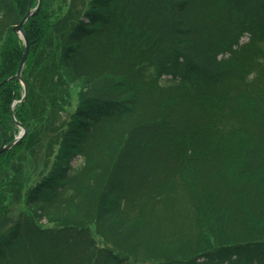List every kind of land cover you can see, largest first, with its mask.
Returning a JSON list of instances; mask_svg holds the SVG:
<instances>
[{
	"label": "trees",
	"instance_id": "obj_1",
	"mask_svg": "<svg viewBox=\"0 0 264 264\" xmlns=\"http://www.w3.org/2000/svg\"><path fill=\"white\" fill-rule=\"evenodd\" d=\"M29 5L0 0V83L16 74L11 29ZM23 30L21 79L0 85V144L18 130L14 100L29 131L37 56L80 88L16 214L2 170L30 132L0 154V264H264V0H89L74 21L41 3ZM56 210L77 220L42 227ZM90 215L105 245L81 224Z\"/></svg>",
	"mask_w": 264,
	"mask_h": 264
},
{
	"label": "rangeland",
	"instance_id": "obj_2",
	"mask_svg": "<svg viewBox=\"0 0 264 264\" xmlns=\"http://www.w3.org/2000/svg\"><path fill=\"white\" fill-rule=\"evenodd\" d=\"M88 1L89 0H40V4L37 7L38 0H36V5H29V7L24 10L23 16L27 13V11H33V9L36 7L37 12L42 3L43 9H47L50 12L52 18L58 19L66 17L68 20L74 21L78 18L79 14L81 15V12L86 9ZM31 16H29L26 21ZM11 32L20 39V35L13 31V27ZM53 38L54 37L50 39ZM52 41L54 42V40ZM22 47L24 52V42ZM48 49L49 52L47 55L49 57H52L58 53L55 43ZM27 53H29V46ZM38 58L39 57L37 56L35 64H30V62L29 66L27 67L28 74L26 82L33 93L27 102V107L29 108L28 116L30 120L29 127L27 128L29 131L25 130V133L22 135L24 136L27 132H30L27 147L21 146L20 149L18 148L17 152H15L11 157L10 162L6 165H3L4 169L2 170V172L6 171V175L9 176V179L6 177L4 184H2L1 192L4 195V200L2 203L8 206L12 214H16L20 210H25L24 194L27 188L33 185L41 176L45 175V173H47L48 169L50 168L56 153L57 144L61 139L60 134L63 132L64 126L78 102L77 95L80 88L79 83L70 84L64 80L63 77L60 79L58 76L60 71L49 68L47 60H42V54L40 55L39 61ZM24 69L25 63L23 65L22 71ZM51 75H56L57 78H51ZM21 84L23 86V100L25 96L26 85H24L23 81H21ZM16 103V100H14L11 105L13 106ZM18 134H22V130L20 128H18L16 135ZM34 149L37 150L36 153H34ZM75 163L77 164L78 160H76ZM13 178L16 179L15 183L20 185V192H15V189L11 187L13 191L10 193L9 187L5 185L8 180L12 179V182ZM55 212L56 215L61 219H55V221L43 219L41 221L42 227H55L61 225V223L69 222V219H76L73 213L68 210H56ZM81 224H87L90 227L93 237L100 246L105 245V238L103 237L106 235L99 233L100 231L95 226L91 215L88 216L86 220L81 221ZM116 251L122 255L127 254L121 248H118ZM143 263L148 262H139L131 257H129L128 260V264Z\"/></svg>",
	"mask_w": 264,
	"mask_h": 264
},
{
	"label": "water",
	"instance_id": "obj_3",
	"mask_svg": "<svg viewBox=\"0 0 264 264\" xmlns=\"http://www.w3.org/2000/svg\"><path fill=\"white\" fill-rule=\"evenodd\" d=\"M40 4V0H38V4H37V7L39 6ZM36 8L33 9V11L29 10L27 11V13L23 16V18L20 20V22L13 26V31L17 34L20 35V38L23 40L24 42V52H23V55H22V58L18 64V67H17V71H16V74L14 76H10V77H7L5 78L1 83L0 85L3 83V82H6L8 80H11V79H15V80H20L21 79V72H22V68H23V65L25 63V60H26V57H27V52H28V46H29V42H28V39H27V36L23 30V25L26 21V19L31 16L32 14H34L36 12ZM10 114H11V117L13 119V121L15 122V125L18 126L19 128L22 129V134H18L13 141H11L10 143H6L5 141V138H4V135L3 133L1 132L2 134V140H1V144H0V154L5 152V151H8L23 135V133L25 132V129L21 126V124L19 122H17L14 118V115L12 113V110L10 111ZM1 131V129H0Z\"/></svg>",
	"mask_w": 264,
	"mask_h": 264
}]
</instances>
